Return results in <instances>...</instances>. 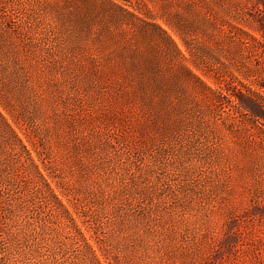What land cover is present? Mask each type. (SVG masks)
Instances as JSON below:
<instances>
[{"label": "rangeland", "instance_id": "374dc122", "mask_svg": "<svg viewBox=\"0 0 264 264\" xmlns=\"http://www.w3.org/2000/svg\"><path fill=\"white\" fill-rule=\"evenodd\" d=\"M0 114V264H264V0H0Z\"/></svg>", "mask_w": 264, "mask_h": 264}, {"label": "trees", "instance_id": "16d2710c", "mask_svg": "<svg viewBox=\"0 0 264 264\" xmlns=\"http://www.w3.org/2000/svg\"><path fill=\"white\" fill-rule=\"evenodd\" d=\"M1 115V114H0ZM2 116V115H1ZM3 117V116H2ZM3 119L5 120V118L3 117ZM5 125L7 126V127H10L9 126V124H8V122L5 120ZM24 149H25V151H26V153H27V155H28V159H31L32 160V156H31V151L30 150H27L26 149V147H24ZM35 167H36V169H37V172L41 175V177L43 178V175L41 174V172L39 171V168H38V165L36 164L35 165ZM47 188H49L50 190H52V192H54L53 191V189L51 188V186L48 184L47 185Z\"/></svg>", "mask_w": 264, "mask_h": 264}]
</instances>
